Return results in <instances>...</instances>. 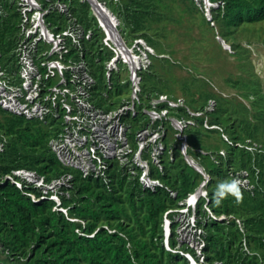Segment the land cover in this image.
Listing matches in <instances>:
<instances>
[{
    "label": "built area",
    "instance_id": "built-area-1",
    "mask_svg": "<svg viewBox=\"0 0 264 264\" xmlns=\"http://www.w3.org/2000/svg\"><path fill=\"white\" fill-rule=\"evenodd\" d=\"M80 1L89 3L94 25L86 26L78 18L73 0H0V19L10 14L11 8L18 13L14 46L7 53L0 49V107L26 118L55 120L61 128L49 145L60 162L79 170L84 177L103 180L109 187L117 167L128 180L138 178L144 189L165 188L177 199L178 190L157 174L166 172L165 157L175 161L178 153L182 154L202 177L193 190L164 212L162 243L166 250L180 254L188 264H225L222 259L209 257L207 224L234 221L242 234L240 248L249 255L256 254L244 220L231 213H219L210 203L212 175L199 153L220 164V156L228 155L227 149L193 147L188 129H218L228 144L253 152L261 144L251 138L235 141L222 125L212 123L215 98L195 109L184 95L144 93L143 72L151 67L153 55H170L158 53L143 36L127 38L120 29L119 16L105 1L96 0L106 8L105 14L97 11L92 0ZM196 2L212 22L213 9L225 4L222 0ZM95 28L99 29L100 40L91 47ZM92 59L103 65L105 86L100 89ZM6 141L3 135L1 151ZM228 175L229 181L239 179V188L254 190L248 169L229 166ZM3 179L14 181L22 189L35 186L42 194L29 192L31 196L36 200L53 198L56 207L68 215L61 194L69 195V189L63 187L73 184L71 170L50 182L45 175L28 168L13 169Z\"/></svg>",
    "mask_w": 264,
    "mask_h": 264
},
{
    "label": "trees",
    "instance_id": "trees-1",
    "mask_svg": "<svg viewBox=\"0 0 264 264\" xmlns=\"http://www.w3.org/2000/svg\"><path fill=\"white\" fill-rule=\"evenodd\" d=\"M105 1L119 16L120 29L127 38L143 36L158 53H164L157 50L152 37L142 32L147 27V20L153 17L158 0H129L118 4ZM189 1L199 9L196 0ZM222 1L224 7L213 9V21L221 25V34L225 38L230 33L228 27L245 21L264 20V0ZM72 4L75 14L86 26L95 24L89 13V3L73 0ZM11 9L7 17L0 19V49L4 53L13 48L18 31V13ZM99 40L100 32L95 28L91 47H95ZM154 57L170 59L153 55L151 67L143 72V91L149 95L165 92L146 80L145 74L153 72ZM91 66L99 80L98 88H103V65L92 59ZM211 97L217 100L211 122L222 125L233 140L251 138L261 144V148L253 152L230 145L218 129H203L201 126L188 129L193 147L213 151L221 147L227 149V157L220 156V164L216 163V172L206 166L210 156L199 153L202 164L212 175L210 203L219 213L244 217L247 236L256 254L249 255L240 248L242 234L234 221L207 224V252L210 258L222 259L225 264H264V142L255 137L258 125H252L244 118L239 121L234 116V106L227 107L226 101H221L223 99L215 94L204 98L201 104L193 106L188 99L187 103L199 109ZM9 113L12 117H7L6 122L0 120V138L7 137L4 150H0V264H180L181 261L188 264L183 256L166 250L162 243L165 210L193 190L202 177L182 154L178 153L175 161L165 157L166 172L157 174L178 190L177 199L172 198L165 188L144 189L138 178L128 180L127 176L120 175L117 167L112 171L114 179L109 187L103 180L84 177L79 170L60 162L49 145L50 139L61 128L55 120L45 122ZM215 135L222 144L210 148L208 139ZM229 166L248 169L255 183L254 190L240 188L242 196L239 199L231 191L218 198L217 183L229 181ZM17 168L34 169L45 175L48 182L71 170L73 184L63 187V190L69 189V195L61 194L62 206L68 208V215L56 207L53 198L47 196L36 200L31 196L29 192L37 196L42 194L35 186L22 189L14 181L3 179L5 174ZM231 201L233 206L228 205Z\"/></svg>",
    "mask_w": 264,
    "mask_h": 264
},
{
    "label": "rangeland",
    "instance_id": "rangeland-1",
    "mask_svg": "<svg viewBox=\"0 0 264 264\" xmlns=\"http://www.w3.org/2000/svg\"><path fill=\"white\" fill-rule=\"evenodd\" d=\"M121 1L129 0H112L116 4ZM205 16L204 8H196L189 0L157 1L153 17L142 32L152 37L157 50L169 54L170 59L154 57L153 72L145 74L146 80L165 92L184 95L193 106L215 94L226 101L227 107L234 106L239 121L244 118L258 125L255 137L264 142V20L228 27L230 33L225 38L221 25L210 23ZM219 37L231 48L225 47ZM7 117L12 116L0 109V120L6 122ZM207 143L214 148L222 141L215 135ZM206 166L215 172L218 169L210 159Z\"/></svg>",
    "mask_w": 264,
    "mask_h": 264
},
{
    "label": "clouds",
    "instance_id": "clouds-1",
    "mask_svg": "<svg viewBox=\"0 0 264 264\" xmlns=\"http://www.w3.org/2000/svg\"><path fill=\"white\" fill-rule=\"evenodd\" d=\"M240 181L239 179H233L231 181H219L217 183L216 194L217 197H223L227 194L228 191H231L237 199L241 198L242 192L239 188Z\"/></svg>",
    "mask_w": 264,
    "mask_h": 264
},
{
    "label": "bare ground",
    "instance_id": "bare-ground-1",
    "mask_svg": "<svg viewBox=\"0 0 264 264\" xmlns=\"http://www.w3.org/2000/svg\"><path fill=\"white\" fill-rule=\"evenodd\" d=\"M92 1L94 2L97 11L102 12L103 14L106 13L107 11L106 8H103L101 4L96 3V0H92Z\"/></svg>",
    "mask_w": 264,
    "mask_h": 264
},
{
    "label": "water",
    "instance_id": "water-1",
    "mask_svg": "<svg viewBox=\"0 0 264 264\" xmlns=\"http://www.w3.org/2000/svg\"><path fill=\"white\" fill-rule=\"evenodd\" d=\"M219 39L221 40V42L223 43V45H224L225 47H229V46H227V45L225 44L226 40H225L224 38L219 37Z\"/></svg>",
    "mask_w": 264,
    "mask_h": 264
}]
</instances>
